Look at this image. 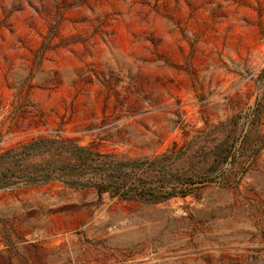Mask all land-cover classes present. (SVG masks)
<instances>
[{"label": "rangeland", "instance_id": "374dc122", "mask_svg": "<svg viewBox=\"0 0 264 264\" xmlns=\"http://www.w3.org/2000/svg\"><path fill=\"white\" fill-rule=\"evenodd\" d=\"M0 264H264V0H0Z\"/></svg>", "mask_w": 264, "mask_h": 264}, {"label": "trees", "instance_id": "16d2710c", "mask_svg": "<svg viewBox=\"0 0 264 264\" xmlns=\"http://www.w3.org/2000/svg\"><path fill=\"white\" fill-rule=\"evenodd\" d=\"M44 147L42 138L32 140L24 145V155H35L45 149ZM68 153L75 155L80 163L94 161L90 159L87 146L70 142ZM142 167L143 164L139 165L136 161L108 163L105 169H97L93 172L94 182L92 185L99 196L108 194L110 197H117L121 200L143 199L158 203L176 196L183 197L187 195L189 187L201 182V178L198 177L192 178L187 175L172 173L167 176L165 182L158 186H152L145 177L138 175ZM1 175L4 176L5 174L1 173ZM50 180L51 178L48 177L44 182ZM82 186L86 187V184Z\"/></svg>", "mask_w": 264, "mask_h": 264}]
</instances>
